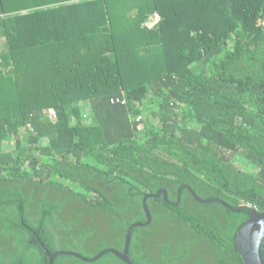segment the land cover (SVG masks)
<instances>
[{
	"label": "trees",
	"instance_id": "obj_1",
	"mask_svg": "<svg viewBox=\"0 0 264 264\" xmlns=\"http://www.w3.org/2000/svg\"><path fill=\"white\" fill-rule=\"evenodd\" d=\"M160 190L134 264H244L237 233L264 210V0H0V264L122 251Z\"/></svg>",
	"mask_w": 264,
	"mask_h": 264
},
{
	"label": "water",
	"instance_id": "obj_2",
	"mask_svg": "<svg viewBox=\"0 0 264 264\" xmlns=\"http://www.w3.org/2000/svg\"><path fill=\"white\" fill-rule=\"evenodd\" d=\"M186 188H188V190L192 193V195L195 196L194 191H192L190 187L186 186ZM160 193L163 194L164 199L168 201L165 190H160L157 193H150L144 197L143 207L146 213L147 221L144 224H133L132 226L129 227L126 233L125 244H124V248L122 251L109 248V249H106L98 253L96 256L92 258H88V257L83 256L80 253L73 252V251H59V252L51 253L50 251L46 250V254L49 257L48 264H53V259L56 255H70L84 262L93 263L99 260L105 253H113L125 263L134 264L130 260V257H129L131 230L136 227L147 226L151 222L152 217H151V214L147 206V200L149 198L158 197ZM195 198L197 199V201L201 203L216 201V202H220L224 204V202L219 198L202 199L196 196ZM240 207H244V206H239V208ZM249 209L251 211V216L240 227L237 233V237H236V246H237L240 256L243 259L244 264H263L261 255H260V250H261L262 243L264 241V210L259 211L256 208H252V207H250Z\"/></svg>",
	"mask_w": 264,
	"mask_h": 264
},
{
	"label": "built area",
	"instance_id": "obj_3",
	"mask_svg": "<svg viewBox=\"0 0 264 264\" xmlns=\"http://www.w3.org/2000/svg\"><path fill=\"white\" fill-rule=\"evenodd\" d=\"M151 19L154 20L153 23H150V22H149ZM159 19H160V18H159L158 15H153V18L150 17V20L146 22V26H147L148 28H154L155 25L159 22ZM49 115H51L52 117H55V116H56V113H55V111H54L53 109H50V110H49ZM137 119H138V120H141V117H138ZM140 128H141V127H140Z\"/></svg>",
	"mask_w": 264,
	"mask_h": 264
},
{
	"label": "rangeland",
	"instance_id": "obj_4",
	"mask_svg": "<svg viewBox=\"0 0 264 264\" xmlns=\"http://www.w3.org/2000/svg\"><path fill=\"white\" fill-rule=\"evenodd\" d=\"M151 17L153 18V16H151ZM149 20H150V18L148 19V21H149ZM149 22H150V23H153L154 20L151 19Z\"/></svg>",
	"mask_w": 264,
	"mask_h": 264
},
{
	"label": "flooded vegetation",
	"instance_id": "obj_5",
	"mask_svg": "<svg viewBox=\"0 0 264 264\" xmlns=\"http://www.w3.org/2000/svg\"><path fill=\"white\" fill-rule=\"evenodd\" d=\"M178 197H179V192H178ZM179 199V198H178Z\"/></svg>",
	"mask_w": 264,
	"mask_h": 264
}]
</instances>
